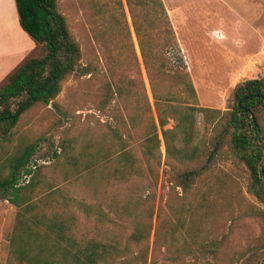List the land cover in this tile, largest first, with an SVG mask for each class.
Here are the masks:
<instances>
[{"label":"trees","instance_id":"trees-1","mask_svg":"<svg viewBox=\"0 0 264 264\" xmlns=\"http://www.w3.org/2000/svg\"><path fill=\"white\" fill-rule=\"evenodd\" d=\"M124 2L164 143V165L171 173V188L180 190L178 195L174 191L179 201L166 204L171 218L162 219L157 210L151 244L140 245L145 232L139 205L146 200L137 203L133 188L125 189L123 198L115 191L105 196L107 188L113 189L112 180L133 182L132 176L145 179L155 174L160 157L154 125L152 134L142 138L141 164L125 146L115 149L122 141L113 131L91 143L82 139L78 147L72 139H59L53 165L33 170L28 167L35 147L31 143L8 160L0 176V190L8 192L6 199L16 208L4 264H234L244 257L243 251L225 249L224 236L204 235L199 219L204 222L206 210H200L212 189L198 188L197 183L225 145L247 171V191L264 203V135L258 121L264 109V74L237 82L222 111L193 106V87L161 1ZM13 3L18 25L35 52L0 82V140L27 110L57 95L79 55L55 0ZM115 92L120 96L123 89L116 85ZM141 96L149 109L142 81ZM194 111L207 117L208 124L215 120L208 149L199 151L192 143L197 134ZM169 119L173 125L164 129ZM43 168L53 173L49 180ZM27 175V181L19 182ZM55 179L58 186L52 183ZM248 212L264 221V211L249 207ZM122 217L131 218L132 232L125 238L117 233L104 236L101 228ZM82 222L92 223L95 232L90 234Z\"/></svg>","mask_w":264,"mask_h":264},{"label":"rangeland","instance_id":"rangeland-1","mask_svg":"<svg viewBox=\"0 0 264 264\" xmlns=\"http://www.w3.org/2000/svg\"><path fill=\"white\" fill-rule=\"evenodd\" d=\"M160 1L193 87L194 98L189 100L193 106L222 111L237 82L264 74V0ZM55 3L77 45V63L61 81L57 95L47 104H36L27 110L10 134L0 140V176L6 173L8 160L31 143L35 147L28 167L33 170L36 166L53 165L59 152V139H72L78 147L103 134L107 137L112 131L122 141L114 145L115 149L125 146L138 160L137 164H141L142 138L152 134L154 125L160 157L155 174L148 175V179L132 176L133 182L112 180L113 189L107 188L105 193L109 197L112 192H118L119 199L123 198L125 189L133 188L137 203L146 200L147 203L139 205L145 232L140 245L145 242L149 245L157 210L161 209L162 219L171 218L166 204L176 205L179 200L175 193L178 195L180 190L176 187L174 193L169 167L164 165V143L128 9L124 0H55ZM4 11L8 20L12 19L10 27ZM21 42L25 40L14 26L10 0H0V50L15 48ZM32 50L28 54L35 52ZM141 81L149 109L141 96ZM116 85L123 89L120 96L115 92ZM205 119L201 112L194 111L197 134L192 143L199 151L209 148L213 134L215 120L208 124ZM258 121L264 135V109L258 114ZM172 125L169 119L163 128ZM43 169L47 170H41L44 178L49 180L53 173ZM55 173L58 175V168ZM28 178L29 175L21 176L19 182ZM55 180L50 182L58 186L60 181ZM197 186L212 189L200 210H206L204 222L199 219L204 235L224 236L226 250L243 251L244 257L234 264H264V221L248 212L249 207L264 211V203L247 191V171L225 145ZM7 193L0 190V264L5 261L16 210L7 201ZM130 220L122 217L101 231L104 236L117 233L125 238L133 230ZM81 224L90 234L95 232L92 223Z\"/></svg>","mask_w":264,"mask_h":264},{"label":"crops","instance_id":"crops-1","mask_svg":"<svg viewBox=\"0 0 264 264\" xmlns=\"http://www.w3.org/2000/svg\"><path fill=\"white\" fill-rule=\"evenodd\" d=\"M10 4L13 12L14 26L24 38L25 43L21 42L19 44H16L15 48L11 47L8 49L0 50V82L34 48V43L32 42V40L18 25L13 0H10ZM4 15H6L8 26L10 27L12 19L10 21L8 20L7 13L5 11Z\"/></svg>","mask_w":264,"mask_h":264}]
</instances>
